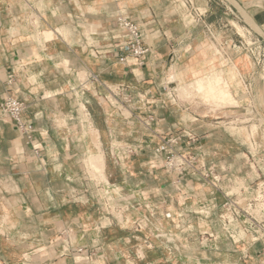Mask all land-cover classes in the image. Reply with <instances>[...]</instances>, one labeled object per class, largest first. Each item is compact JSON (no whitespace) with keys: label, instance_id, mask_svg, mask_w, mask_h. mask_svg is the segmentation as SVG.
Masks as SVG:
<instances>
[{"label":"crops","instance_id":"crops-1","mask_svg":"<svg viewBox=\"0 0 264 264\" xmlns=\"http://www.w3.org/2000/svg\"><path fill=\"white\" fill-rule=\"evenodd\" d=\"M194 1L203 24L187 27L170 0H0V102H23L34 128L28 137L0 110V264H71L67 243L95 250L91 264H264V244L241 231L236 242L235 223L220 217L230 181L250 185L255 173L232 152L215 108L174 90L215 67L204 28L226 20L220 36L231 48L240 35L231 21L243 18L227 0ZM236 1L264 32V0ZM118 15L142 29L150 50L141 64L115 54ZM255 45L261 60L264 40ZM231 58L242 94L263 109L261 63ZM171 136L193 174L174 176L154 155Z\"/></svg>","mask_w":264,"mask_h":264},{"label":"rangeland","instance_id":"rangeland-1","mask_svg":"<svg viewBox=\"0 0 264 264\" xmlns=\"http://www.w3.org/2000/svg\"><path fill=\"white\" fill-rule=\"evenodd\" d=\"M182 1L183 0H170V5L174 6L175 9L182 14V21L187 22L186 24L187 27L199 26L198 24L201 23L202 16L200 17V20L197 21V15L194 13L195 10H198L195 4V1L192 0L193 2L192 8L190 6H184ZM225 10L227 12H230V10L227 9L226 7H225ZM235 14L237 15V17L239 16L237 13ZM225 16L230 17L228 15H225ZM231 17H235V16L232 15ZM237 17H235L236 19H234L233 22L231 21V24H233V28H235L233 29L234 32H237L240 35H239V40L238 41L236 40L230 45L231 48H229V46H226L227 44H225V40H222L220 36V27L223 28V25L230 24L226 20H223V21L220 20L218 22L219 25L218 26L216 25V29L213 31L209 30V27L204 28L206 32V36L208 35L210 37V38L205 37V39L207 40H204V37H203L204 44L206 43L209 45V48H210L209 55L211 56L210 60L215 61V67L211 69V71H207L203 74L202 73L194 74L189 79L193 80L194 78L203 77L204 83H207L208 82L207 78L213 77L212 80L214 82H212L208 88L204 87L201 92L200 91L198 92L195 88H191L190 89L191 91L188 92L189 94H186L185 91L183 90L181 91L179 90L177 91L179 95V97L177 96V98L185 102L191 103V104L205 105V106H209L210 108H215V121H222V120L225 121V122L220 123L218 129L224 135H227L233 139L235 138L234 139L235 143L230 144L229 147L232 148L233 153L241 156V158L247 162L252 172L255 173L250 185H248L245 182V180L242 179V177H240V178H236L230 181L226 189H227V192H235L241 195H247V193L252 191L251 189H255V183L257 181L256 177L258 176L255 168L253 167L252 164H250L246 156V153L248 150H251V152L253 153V152H256L257 149L250 146L247 140L249 137V130H251V134L256 133V135L258 136L260 134V131L262 130V127H263L262 124L264 122V100L262 98L260 99L261 100L260 106H263L262 107L263 109H259V108H256L252 102L250 104L251 100L246 97V94H242L244 92V88H243L244 86L240 83V80L237 78V75H239L240 72L236 74V70L238 69V66H235L236 63L233 62V59L231 58V53L237 54V56L239 57L243 56L249 61H252V59L255 60V57H257V60H259L258 58L261 57L262 55L261 48L263 47L260 46L261 47L260 48L257 45H255L261 38L257 34H255L253 30H251L249 27L248 28L251 30L250 31L251 35L249 34L247 36L245 35L246 29L243 25H246V24L243 21L244 19L243 20L241 19L242 21L238 22L239 20ZM246 48H249V53H247ZM251 56H252V59H251ZM263 61H264V58L261 59V62H260L261 64L257 68L253 66L254 70L258 72L257 73L258 78L261 75H264V62ZM251 63L253 65V62ZM234 67L235 69L237 67V69L234 70L233 69ZM191 80H186V81L183 80L182 82L180 81V83L187 84ZM224 80L227 81V84H228L227 87L223 85ZM231 83L233 84L234 89H235L234 93H232V90H231ZM257 85H258L257 89H259L258 79H257ZM259 92L260 91H258V93ZM218 93H221L222 95H226L227 93H229L230 94L229 100L221 101L216 96ZM259 95H261V93ZM237 96H241V97L238 98ZM228 109L231 110V112L227 111ZM249 119L251 120L248 121ZM246 121L249 123H246ZM91 135L95 142L96 140L95 135L93 134L92 131H91ZM244 139L246 141H244ZM259 143H261L260 149L263 148L264 150V144L262 142H259ZM95 144L98 146V143L95 142ZM259 166H263V164H259ZM87 167L89 168L88 165ZM89 170L93 174V177L99 178V176L96 173H94V171H92L91 168H89ZM100 174H101L100 175L101 178L104 181H107L104 176V172ZM172 174L173 175L175 174L174 176H176L177 172L172 171ZM182 176L183 175H180V177ZM240 188H242L241 190L242 192L240 191ZM259 204L260 203H258V206ZM258 208L259 207H257L255 210L256 213H258L259 211ZM222 213L229 214V212L225 210ZM240 230H242V227L240 225H237L235 227V231H237L238 233L230 232L232 239H234L236 242H238V240H240L242 237L241 232L239 233ZM29 257L27 256L26 264H38L39 263L38 260L33 259L32 261L30 260L32 257L30 258Z\"/></svg>","mask_w":264,"mask_h":264},{"label":"built area","instance_id":"built-area-1","mask_svg":"<svg viewBox=\"0 0 264 264\" xmlns=\"http://www.w3.org/2000/svg\"><path fill=\"white\" fill-rule=\"evenodd\" d=\"M182 2L184 6L193 7L192 0H183ZM197 11L198 10H195L194 13L197 15L198 21L200 20L201 13L198 11V14ZM116 23L121 30L120 35L116 38L120 41H117L113 47L118 60L120 62H126L127 56L131 55L138 60L139 64H141V58H143V56L150 50L148 46H144V35L141 27L130 18L122 15L116 17ZM246 51L249 52V48H246ZM260 62L261 60H257V63ZM12 78L13 75L10 73L8 76V82H11ZM24 109V103L11 95H7L0 102L1 114L12 119L15 128L30 137L29 134L34 128L32 123L23 120L22 113ZM250 120L251 119L248 121ZM246 123L249 122L246 121ZM262 125L263 127L259 136L256 135V133L251 134V130H249L248 143L257 150L253 153L251 150H248L246 153L248 161L253 165L258 174L255 183V196L251 197L235 192H224L219 184L221 182L220 177H218V175L211 176V179L213 180L211 183L212 186L216 190L223 191V194L226 197L221 205V220L228 225L235 223L234 229L237 225H240L242 227V230L240 231L249 236L251 244H256L258 242L264 244V150L263 148L260 149L261 143H259L262 142L264 144V122ZM178 141L179 137L177 136L165 138L161 144L154 148V155H163L164 169L171 172L177 171L179 176L184 175L187 172H195L193 170L192 159L184 157L177 149ZM259 164H263V166H259ZM258 203H260L259 206ZM257 207H259L258 213L255 212ZM224 210L228 211L229 214L222 213ZM63 233H66V231ZM65 250L71 257V264H91L96 256L95 250H89L85 246L73 247L71 244L67 243ZM259 264L263 263L261 262Z\"/></svg>","mask_w":264,"mask_h":264},{"label":"bare ground","instance_id":"bare-ground-1","mask_svg":"<svg viewBox=\"0 0 264 264\" xmlns=\"http://www.w3.org/2000/svg\"><path fill=\"white\" fill-rule=\"evenodd\" d=\"M246 20L248 21V22H251V23H253L248 17H246ZM235 66H238L237 64L235 65ZM234 70H236L237 69V67H236V69H235V67L233 68ZM236 72L237 73H239V70L237 69L236 70ZM203 77H198V78H194L193 80H191L189 83H187V84H181L179 81H178V83H177V85L175 86V88H174V90L175 91H181V90H183V91H185V93L186 94H189L188 92L189 91H191L190 89L191 88H195L198 92L200 91H202L203 90V88L204 87H206V88H208L209 86H210V84L212 83V82H214L212 79H213V77H208L207 78V80H208V82L207 83H204V81H203ZM216 79V78H215ZM173 82H177V80H173ZM224 84V86L225 87H227L228 86V84H227V81L226 80H224V82H223ZM258 84H259V89H257V91H260L259 92V94L261 93V97H260V99L262 98L263 100H264V75H261L259 78H258ZM257 87H258V85H257ZM214 88V87H213ZM215 89H216V87H215ZM208 92V91H207ZM221 101H228L229 100V98H230V94L229 93H227L226 95H222L221 93H218L217 95H216ZM261 101V100H260ZM263 102V101H262ZM222 104V103H221ZM227 104V103H226ZM225 105V104H224ZM228 105V104H227ZM230 105V104H229ZM233 105V104H232ZM91 165L92 166H94V163L96 164V166H98V164L99 163H102L103 162V159L102 158H98V159H94V158H91ZM174 172H177V171H174Z\"/></svg>","mask_w":264,"mask_h":264},{"label":"water","instance_id":"water-1","mask_svg":"<svg viewBox=\"0 0 264 264\" xmlns=\"http://www.w3.org/2000/svg\"><path fill=\"white\" fill-rule=\"evenodd\" d=\"M241 15V17L244 19L245 22H247L255 32L264 40V32L258 27V25L251 19V17L245 12V10L239 5V3L236 0H227ZM246 17H248L253 23L248 22L246 20ZM170 85L169 87L174 86Z\"/></svg>","mask_w":264,"mask_h":264}]
</instances>
